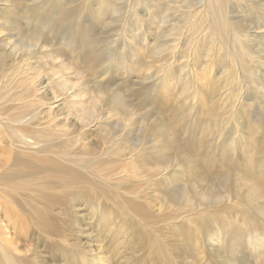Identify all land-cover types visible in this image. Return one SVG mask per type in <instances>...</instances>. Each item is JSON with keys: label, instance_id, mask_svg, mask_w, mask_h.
<instances>
[{"label": "rangeland", "instance_id": "374dc122", "mask_svg": "<svg viewBox=\"0 0 264 264\" xmlns=\"http://www.w3.org/2000/svg\"><path fill=\"white\" fill-rule=\"evenodd\" d=\"M251 2L231 3L228 18L242 32L240 38L231 35L222 45L209 38H190L182 14L191 11L190 16H200L194 9L203 0H0V68H5V75L0 76V108H4L2 113L7 110L3 118L20 112L13 100L22 92L9 78L17 81L20 76H30L37 81L38 98L48 104L41 108L42 122L72 129L78 140L73 143H77L76 152L87 150L80 148L85 145L96 152L94 158L134 162L168 134V142L180 140L183 146L177 153L195 157L197 173L203 178L189 177L195 166L188 172L189 165L180 162L183 157L176 160L185 169L174 168V160H168L157 182L154 175L142 172V163L135 162L130 183L138 206L149 212V221L139 218V213L127 212L124 203L111 198L112 193H102L101 203L94 207L95 216L89 205L76 203L71 213L58 214L59 234L50 237L49 242L55 244L50 254H42V264H170L167 259L171 264L264 263V0ZM62 9L73 12L78 27L85 28L84 34L73 32L78 28L73 25L57 35L53 21H33L39 11L49 18ZM9 12L16 13L15 19L2 18ZM206 34L208 30L202 32ZM39 40H47L52 51L37 50ZM239 46L253 52L252 57L244 58L248 72L240 66ZM94 56H98L95 66ZM64 90L69 98L64 97ZM74 94L92 118L85 128L71 127L73 118L84 117L70 104ZM91 98L101 100L95 110ZM56 99L62 101L52 110L50 104ZM108 99L124 105L108 108ZM125 109L134 114L127 119L111 116L114 112L122 115ZM22 125L18 120L12 128ZM155 126L160 127L161 135L150 132ZM7 129L0 122V160L8 155L3 148L12 149ZM203 139L202 147L209 148V153L185 149ZM181 177L185 180L178 179ZM255 186L262 190L259 196ZM204 187L210 191L201 199ZM172 195L180 201L190 195L193 203L170 206ZM23 198L0 195V240L15 253L44 249L31 233L30 221L23 222V209L12 222L15 204ZM101 212H106L109 224L99 221Z\"/></svg>", "mask_w": 264, "mask_h": 264}, {"label": "bare ground", "instance_id": "6f19581e", "mask_svg": "<svg viewBox=\"0 0 264 264\" xmlns=\"http://www.w3.org/2000/svg\"><path fill=\"white\" fill-rule=\"evenodd\" d=\"M232 2H235V0H203L201 7L198 9L197 8L194 9L196 13L197 12L201 13V15L198 17L190 16V14H192L191 11H186V12L184 11V13L182 14L183 15L182 18L184 19V21H186V23H188V28H189L188 31L191 35L190 38L192 37H193L192 39L197 38L198 41H202V40L204 41V39L206 40L209 38V39L219 42L222 45H225L227 42L231 40L230 38V40L227 41L228 40L227 38L231 37V35L235 39H238V37L240 38V33L242 32V29L239 28V25L238 27H236V25H234L235 27L232 26V23L230 22V19L228 18L229 9H230V5ZM15 15H16L15 12H9L7 14H3L2 18L6 20L8 19L13 20L15 19ZM34 18H33V21L37 23L38 22L45 23V22L53 21L54 24L52 23V25L54 27L55 34L60 33V32L63 33L62 31L65 29L66 26L68 28L73 27V25L77 27L79 26L74 21L75 18L73 19V12H71L69 9L68 10L62 9L56 15L49 17V18L47 17V14L44 13V11H39L34 15ZM206 30H208V34L202 35V32ZM73 32L77 33L79 36V34H84L86 31H85V28L82 26V27H78L74 29ZM185 35L187 34L185 33ZM244 36L245 35H243V37ZM246 37H248V35ZM241 41H243V39ZM238 42L239 41L237 40V43ZM92 44L90 43L89 47L91 48V50L96 51V47L94 46L95 44L94 45ZM36 46L38 47L37 50L46 49L49 51V49H51L52 51V46H50V43H48L47 40L46 41L42 40V42L41 40H39V44H37ZM234 46L232 45V47ZM240 48L241 49H239L238 51L239 55L242 56L241 57L242 62L240 63L241 64L240 66L242 67V69L245 70V72H248L249 65H248V62L244 60V58L246 57L248 58L250 56L252 57L253 52H251L248 49V47L242 46ZM201 51H203V49ZM50 53L48 55L49 57H51ZM95 53L97 54V52H94V54ZM234 56L235 55H233V57ZM97 59H98V56H94L91 58V60L93 61L92 65L95 66L97 64L95 63ZM66 68L68 67L66 66ZM1 75H5L4 66L0 68V76ZM232 78L233 77H230L228 78V80L229 79L231 80ZM9 80L12 81V84L14 87L18 86L19 89H21L22 93H20L19 97H14V100H13V101H17V104H16L17 109L20 110V112H17V111H15V113L10 112L7 114V118L5 119L3 117H5L7 110L5 109L6 111L2 113L4 108H0V116H1L0 122L1 124H4L8 128L7 132H9L10 136L12 137L11 142H10L12 149H10V147L3 148V152H5L8 155L4 159L0 160V195L1 194L7 195V196L9 195L14 199H19L20 196L24 197L23 200L20 201L22 203L17 202V206L15 204V207L17 210L14 212L12 222L17 220L20 217V210L23 209L24 210L23 222L30 221L31 223L30 226L32 227L31 233L36 236V239L38 241L37 243H40V246H43L44 249H40V250L33 249L31 252H27V253H18V252L15 253V251L12 250L9 244H7L6 242L4 243L3 240H0V264H42V260H43L42 254L45 253L44 255H46V252L50 254V252L53 249L51 246L54 247V244H55V242H49L50 237L57 236L59 234V229L57 226H60L59 224L60 218L58 217V214L61 211L71 213V211L74 210V208L75 209L77 208L75 204L78 203V205L80 204L85 205V206L89 205L92 209L91 211L92 214H94L95 216L97 212L94 210V207L97 204L101 203L100 200L103 197L102 193L104 192L114 194L115 196H111V198L116 197L118 198L119 201L124 203L127 212L135 213V214L139 213L140 214L139 218H142L145 221H149L150 214L148 211L143 210L145 207L141 208L140 206H138L135 200L136 191L133 190V185L130 183L131 175L134 174V170H133L134 166H137V165H134V163L135 162L142 163L141 164L142 172H145L147 176L154 175L157 178L155 179L156 182L158 181V177L161 176V174H163L161 173L162 169L164 168L168 160H174L173 161L175 163L174 168L178 167L181 171L182 169H185L183 168L185 166L177 163V160H176L179 157H183L182 154L177 153L179 150L183 149V146L181 145L180 140H175L174 142H168L170 139L168 138V134H167V138L164 137L161 140L159 139L158 144L152 147L151 152L146 153L145 156L142 157V159L135 157L134 162L122 160V162L118 163L115 159L113 160L101 159L100 160L99 157L94 158V153L96 154V152L93 151V149L92 150L88 149L85 145H80V148H84L87 150L76 152L75 147L77 146V143L75 145H73V143H75L76 141L78 142V140L72 129L67 128V127L65 129L64 126H60L58 123H56L55 126L53 125V127H51V126H47L49 123L48 122L46 123L47 125L45 126L44 123L42 122L43 116L40 117L41 116L40 114L42 112L41 108L42 106H45L48 104L43 103L42 99L38 98V96L40 95V92L37 91L38 86L36 87V85L38 84H36L37 83L36 79L31 78L30 76H27V77L20 76L19 78L16 79L17 81H15L13 77H10ZM43 84H46V82H44ZM70 89L71 88H69L68 92L70 91ZM63 92H64L63 94H65L64 97L69 98L70 94L67 95L65 93L67 92L66 90H64ZM54 95L56 96V98L61 97V95L57 93H55ZM77 97L78 95L76 96L75 94L73 96H70L71 98L70 104L72 107L76 108L75 111L80 116L83 114L84 117L82 118L83 120H81L80 118L78 120L77 117L73 118L74 123L71 124V127L85 128L87 127V125L85 124L92 123V120H91L92 118L88 117L87 114L84 113L85 106L79 103V100L77 99ZM0 100H1V97H0ZM54 101L55 102L53 103L50 102L51 103L50 106L52 110L55 108V105L59 106L58 103L59 101H62V100L58 101L56 99ZM115 101L116 99H111L110 103H107L109 104L108 108L117 109L118 107H121L124 105V103H121L119 105V102L118 101L115 102ZM120 101H123V100H120ZM99 102H101L99 98L98 99L94 98V100L93 99L91 100L90 105L93 108V110L98 108ZM104 105L106 107V103ZM8 106H10V104H8ZM53 113L51 116H53ZM133 114H131L130 110L125 109L122 115H118V113L114 112L113 114H111V116L116 119L117 118L127 119L131 117V115ZM49 115L50 114L48 113V117H50ZM8 117H13V118L9 119ZM14 118H17V121ZM53 118L54 117H52L51 121L53 120ZM18 120L24 123V125L16 126V128H12L13 127L12 124L13 123L15 124L16 122H18ZM44 120H47V119H44ZM64 120L65 122L69 121V118L65 117ZM27 122H29V124L31 123V126H28L29 124ZM25 123H27V125H25ZM95 125L96 124H94L93 127ZM152 130L150 131L152 134L161 135V129L159 126L158 127L155 126ZM207 131L210 132V134L213 132L210 130V128L207 129ZM249 135H251V133ZM74 139H76V141ZM209 141L210 140H208V142ZM205 142H204V139L203 141L198 140L196 142L190 143L189 147L185 149L189 151V149L191 148L192 150H194L195 152L199 154L209 153L207 152L209 148L207 149L203 148L204 147L203 145L205 144ZM105 143L106 144L111 143V141L109 142L108 140H105ZM118 144L119 142L116 145ZM107 154L109 155L108 152ZM126 158L127 157H125V159ZM180 162H184L185 164L189 165L188 172L192 166H195L193 170L188 173L189 177H196L199 181H202L203 178L199 177L200 172L197 173V168H198L197 163L198 162L195 161V157H191L189 154L181 158ZM148 166L153 167V172H151V168H149ZM132 172L133 174H131ZM178 179L185 180V178L183 177L178 178ZM207 187L209 186L207 185ZM205 189L206 190H204L203 193L200 195L201 199L205 198V196H207L210 191L209 188L208 189L205 188ZM255 192H256V196H259L262 193V190L259 188H256L255 186ZM105 198L111 199L109 196H106ZM176 198L173 196L172 199H169L170 206L172 204L182 205L183 203H186L187 205H191L193 203V197L190 195H185L184 199H181V201L177 200ZM99 201L100 203H98ZM3 205L7 206L6 203ZM177 209L178 211L183 210L181 206H179ZM4 210H5V207H4ZM142 212H145L143 216H141ZM2 213H3V210H2ZM99 221L105 224H109L108 216L106 212H103V213L101 212V215L99 216ZM88 226H91V225H88ZM79 233H80L79 234L80 236L83 235L82 230H80ZM84 237H86V235ZM158 247L160 248L161 253H165V247L163 248V245L161 243H158ZM41 250H44V251L41 252ZM71 255L72 257H74V253H71ZM167 261L171 264V262L168 259Z\"/></svg>", "mask_w": 264, "mask_h": 264}]
</instances>
